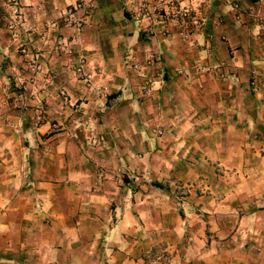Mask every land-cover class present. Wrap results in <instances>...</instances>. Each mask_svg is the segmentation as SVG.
Returning <instances> with one entry per match:
<instances>
[{"label":"rangeland","instance_id":"1","mask_svg":"<svg viewBox=\"0 0 264 264\" xmlns=\"http://www.w3.org/2000/svg\"><path fill=\"white\" fill-rule=\"evenodd\" d=\"M98 1L71 0L59 7L51 0H0L5 50L0 55V143L5 144L0 149V251L6 243L23 244V256L29 257L0 264H264V67L260 79L246 70L234 101L240 114L233 119L218 120L221 113L209 120L192 115L206 101L223 104L215 93L197 88L190 93L191 107L180 97L158 102L159 88L152 86L153 93L144 96L145 81H158L144 48L93 52ZM189 1L185 29L203 28L205 16H213L219 55L218 48L230 40L224 27L253 23L264 30V13L251 0H206L202 13ZM113 25L101 24L111 34L105 38L110 46L118 31L128 28L127 23ZM123 68L138 82L132 107L124 99L105 102L95 90L111 71L120 74ZM63 74L71 84L63 82ZM205 124L216 129L207 133ZM126 125L143 132L125 133ZM175 125L200 128L169 133ZM68 156L75 178L84 169L111 183L105 195L88 197L92 205L82 206L86 223L74 230L77 237L58 245L51 234L39 235L41 220L35 215L29 229L21 221L33 206L52 203L54 197L59 214L81 207L86 192L60 185ZM41 210L48 214L52 208Z\"/></svg>","mask_w":264,"mask_h":264},{"label":"crops","instance_id":"2","mask_svg":"<svg viewBox=\"0 0 264 264\" xmlns=\"http://www.w3.org/2000/svg\"><path fill=\"white\" fill-rule=\"evenodd\" d=\"M71 0H51V2L55 6L63 7L67 3H70ZM193 4L200 6V9H197L202 13L203 7L208 5L206 0H191ZM258 4L256 7L259 12L264 13V0H251L250 4ZM98 5V6H97ZM212 6V3L209 4ZM260 6V9H259ZM262 10V11H261ZM198 12V13H199ZM205 15V13H203ZM94 20L99 24L98 29L94 32V37L98 38L97 44L94 45V53H102L106 51H119V52H134L138 47L144 48L147 51L148 57L152 52L160 53L162 59V65L164 67V77L158 81L154 82L153 89L159 88L155 90L156 95L154 100L160 101H174L176 98L180 97V100L186 98L187 106H190V93L194 88L201 90L204 94L208 95L210 92L212 94L215 93L216 97L223 101V104L220 102H209L206 101L203 104V108H199L197 111H192V115H201L203 114L206 119H210L213 116L221 113V117L218 120H227V118L233 119L235 115L240 113H236L234 109V101L237 99L239 101L240 93L244 86V75L247 69H252L254 73V78L260 79L258 73L261 72L260 67H264V30L258 31L257 27L253 23L248 25H237L224 27V34L226 37L230 38L228 44L225 46H221L218 48L220 55L215 53V47L213 46V28L212 21H214L213 16L207 17L205 25L203 28L197 29L193 28L191 35H189L188 39H180V31L178 27H172V33L163 38L161 36H157L156 38L147 39L138 29L136 24L128 17V14L122 10V5L119 0H99L98 4H96V8L94 9ZM222 20V19H221ZM105 21V23H109V26L113 28V24H126L128 28H124V30H119L117 34V40L113 45H107L105 43V38H108L111 34L107 35V32L102 31L101 24ZM222 22V21H221ZM202 44H199V43ZM221 49V51H220ZM5 50L3 47H0V55L2 56V52ZM5 53V52H4ZM197 54V55H195ZM218 56L221 60L217 61L215 56ZM205 59L200 60L199 62L195 59L197 58ZM97 59H95V62ZM198 60V59H197ZM220 64H223V70H220ZM96 65V64H95ZM97 65H102L97 63ZM205 65V67H204ZM60 68L63 71H69L68 66L61 65ZM151 68V67H150ZM126 68L121 69V73H117L111 71L107 75V80H103L105 84H101V86H97L95 89L96 92L100 95V99L105 97V102L110 100L120 101L124 99V102L129 104L130 106L135 105L134 92L136 91L137 81L136 79H132L130 76L127 77L123 74V72L127 71ZM127 69L133 70L131 67ZM176 69V70H174ZM217 70H220V76L217 75ZM179 75H177L178 73ZM127 75V73H126ZM249 75L250 72H249ZM63 82L65 84L68 81V77L66 74H63ZM1 80L4 82V79L1 77ZM0 80V81H1ZM158 80V79H157ZM215 82H220L222 88H213L211 87ZM71 84L69 81L67 85ZM100 85V84H97ZM210 87V88H209ZM141 88V87H140ZM141 92V91H140ZM152 89L145 88L144 96L151 94ZM153 93V92H152ZM142 95V92H141ZM235 96L237 98L235 99ZM131 106V107H132ZM192 106V105H191ZM190 106V107H191ZM190 107L187 109L189 110ZM133 112V111H132ZM190 114V113H189ZM190 115L188 118H191ZM45 124L37 127L36 129H43ZM222 125H227L224 123ZM111 129H114V126H110ZM200 126L196 125H175L168 129V132L171 133L179 132L182 133L186 129H189L190 132L198 131ZM205 129L207 133L214 131L212 125L207 126L205 124ZM225 127L222 128V131H225ZM142 127L140 129L135 126H124L123 131L125 133L132 134L133 132H143ZM117 132V130H115ZM128 144V141L126 142ZM5 144L0 143V149H4ZM111 149L116 148L111 145ZM87 154V152H85ZM85 153H81V157L86 162L88 161V157L85 156ZM70 156L66 157L68 164L66 174L61 178L63 187L67 189H73L75 186L80 187L79 192H86L85 197L82 198L80 203V208L78 206L75 209H68L67 212L57 213L55 212L53 205L55 203L54 200L51 202L46 201V205L36 204L33 206L30 211L24 213L22 215L23 219L21 222L23 223L24 229H29V226H32L30 220L35 215L37 218L41 220V225L39 226L40 234H51V237L56 239L58 245L64 244V240H69L70 238H76L77 235H74V230L78 229L83 223L85 212H82V206L84 205H92L88 202V197H99L101 195H105L104 192L108 191V183H111L110 179L101 177L100 173H85L83 167V173H81L79 178H75L72 173H70ZM107 177V176H105ZM78 181V182H76ZM48 183L44 184V187H48ZM54 185V184H53ZM55 184L54 186H56ZM93 200V198H92ZM64 207L66 203L63 202ZM49 206L52 208L50 212L44 214L41 209L47 211ZM41 208V209H40ZM65 210V209H64ZM25 225V227H24ZM47 230V232H42ZM57 233V234H55ZM23 244L13 246L11 243L5 244V250H1L3 254H0V262H23L25 259L28 260L29 257L23 256L24 248ZM16 250L15 252L13 250ZM7 250V251H6ZM17 253L19 255L13 257ZM22 253V254H21ZM21 254V255H20ZM14 258V259H11Z\"/></svg>","mask_w":264,"mask_h":264},{"label":"built area","instance_id":"3","mask_svg":"<svg viewBox=\"0 0 264 264\" xmlns=\"http://www.w3.org/2000/svg\"><path fill=\"white\" fill-rule=\"evenodd\" d=\"M123 3L124 9L136 24L137 29L147 39L157 36L166 38L172 33L173 26L179 28L183 40L188 39L192 33L193 28L185 29L184 27L187 19L191 18L192 5L189 0H123ZM66 13L70 14L71 8ZM192 18L194 19V17ZM193 22L196 20L191 21V23ZM146 63L147 67L156 68V75L160 81L164 77V67L160 55L152 52ZM158 81L155 79L145 81L147 91L152 88L154 82Z\"/></svg>","mask_w":264,"mask_h":264}]
</instances>
